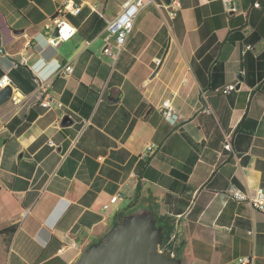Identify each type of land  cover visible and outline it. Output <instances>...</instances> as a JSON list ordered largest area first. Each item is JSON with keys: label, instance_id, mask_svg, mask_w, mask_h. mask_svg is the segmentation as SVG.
Segmentation results:
<instances>
[{"label": "crops", "instance_id": "1", "mask_svg": "<svg viewBox=\"0 0 264 264\" xmlns=\"http://www.w3.org/2000/svg\"><path fill=\"white\" fill-rule=\"evenodd\" d=\"M2 1L12 96L0 106V264H76L124 216H151L178 264H264V211L225 194L264 187V0H234V13L220 0H153L115 58L91 7L112 18L122 2L61 17L82 0ZM59 19L75 33L50 46ZM35 75L52 79L60 107L35 102Z\"/></svg>", "mask_w": 264, "mask_h": 264}, {"label": "built area", "instance_id": "2", "mask_svg": "<svg viewBox=\"0 0 264 264\" xmlns=\"http://www.w3.org/2000/svg\"><path fill=\"white\" fill-rule=\"evenodd\" d=\"M86 0H82L79 3H71V2H64L59 9L57 10V14H59L61 17H63V14L68 13L72 16H76L79 11L82 8L83 2ZM205 1H212V0H205ZM222 1L226 12L228 13H234L236 11L234 0H220ZM153 3V0H123L120 5L119 12L113 16L112 18H107L105 14L102 12V10L98 7V5H93L92 11L96 13L100 18L105 20L106 27L105 31L106 34L104 36L103 40V46L101 49L102 55L110 56L112 58H115L117 53H119L125 44V41L128 37V35L131 33L133 28L134 20L140 11V9L148 4ZM170 5L173 7L179 6V3L177 0H170ZM254 7H259V3L257 0H254L253 2ZM60 20V27L58 28L57 35L50 36L47 39V43L50 46H56L62 41L68 40L74 33L75 29L65 20ZM114 48V49H113ZM0 52H1V46H0ZM59 72H62L64 74L71 73L72 68L70 66L63 67L62 69H58ZM33 81L36 85L35 91H34V98L35 102L42 108H51L53 106L60 107L61 104L54 98H52L49 93L48 89L52 85V79L51 78H43L40 76L35 75L33 78ZM10 85V80L7 76L3 75L0 78V88H3L4 86ZM234 86L229 85L226 87L225 91L223 93H227L231 90H233ZM162 115L171 123H174L177 119L176 114L174 113L172 107L170 106V103L168 101L163 102L162 104ZM49 145L53 146V143L49 141ZM154 145H146L143 152L140 154L141 158H148L153 151ZM223 149L226 151H231L232 147L230 144V141L228 137H225V140L223 142ZM227 196H229L233 201L237 203H247L250 205L253 209L256 211L262 212L264 211V187L257 188L253 193H250L249 191L241 190L234 185H230L228 189L226 190ZM119 199L118 194H114L110 197L109 202L114 203ZM108 205H103V209H107ZM248 234H252V232H249ZM170 244V243H169ZM168 243L161 244L159 247L160 251L163 250H170ZM169 245V246H168ZM238 264H249L251 263V258L249 257H240L237 259Z\"/></svg>", "mask_w": 264, "mask_h": 264}, {"label": "water", "instance_id": "3", "mask_svg": "<svg viewBox=\"0 0 264 264\" xmlns=\"http://www.w3.org/2000/svg\"><path fill=\"white\" fill-rule=\"evenodd\" d=\"M169 4L170 0H163ZM58 28L53 35H57ZM22 32V31H19ZM12 96L10 85L0 88V106ZM68 123L67 118L62 124ZM151 216L119 217L115 228L99 244L86 251L76 264H178L172 250L160 251L161 238L153 229Z\"/></svg>", "mask_w": 264, "mask_h": 264}, {"label": "rangeland", "instance_id": "4", "mask_svg": "<svg viewBox=\"0 0 264 264\" xmlns=\"http://www.w3.org/2000/svg\"><path fill=\"white\" fill-rule=\"evenodd\" d=\"M123 0H114V4L118 7V5L122 2ZM3 1L2 0H0V4H2L3 5Z\"/></svg>", "mask_w": 264, "mask_h": 264}, {"label": "trees", "instance_id": "5", "mask_svg": "<svg viewBox=\"0 0 264 264\" xmlns=\"http://www.w3.org/2000/svg\"><path fill=\"white\" fill-rule=\"evenodd\" d=\"M13 229H14V227H10L9 229H5L4 232L12 233Z\"/></svg>", "mask_w": 264, "mask_h": 264}, {"label": "bare ground", "instance_id": "6", "mask_svg": "<svg viewBox=\"0 0 264 264\" xmlns=\"http://www.w3.org/2000/svg\"><path fill=\"white\" fill-rule=\"evenodd\" d=\"M58 27V26H57Z\"/></svg>", "mask_w": 264, "mask_h": 264}]
</instances>
